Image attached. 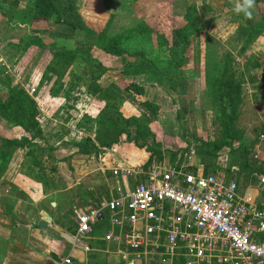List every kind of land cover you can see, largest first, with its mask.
Masks as SVG:
<instances>
[{
  "label": "crops",
  "instance_id": "crops-1",
  "mask_svg": "<svg viewBox=\"0 0 264 264\" xmlns=\"http://www.w3.org/2000/svg\"><path fill=\"white\" fill-rule=\"evenodd\" d=\"M26 6L27 4H20V9ZM3 17L6 18L1 16L0 29L5 24L4 29L7 35L3 32L4 30L0 31V59L5 60V65H9L15 59L20 61L18 58L22 52L13 48L11 43L14 40L13 37L18 38L19 41L24 34L34 32L48 42L45 37H48L50 32L48 25L33 27L20 21L16 24H8L7 18L5 23ZM67 27L59 25L53 31L57 43L69 48L68 44L72 42V38H77V34L74 29ZM63 31L66 32L63 33ZM34 47L37 46H32L23 53L32 51ZM80 60H83L81 53L73 64L77 65ZM73 64L70 69H73ZM104 66L108 68L106 64ZM122 67L108 68L109 73H112L107 75L103 73L98 79L101 86L109 88L110 83L118 80L113 73L118 72L121 75L119 76L123 77ZM37 70L34 68L31 72ZM86 71L87 80L83 82ZM74 72L81 73L78 76L82 78V82L71 86L66 92L51 95L49 87L52 82L48 87V93L43 92L39 95L37 102L42 121L38 120L41 122L46 120L44 125H40L41 136L35 138L32 144L7 147L8 164L6 170L0 175V264H187L190 258L183 248H180L175 255L168 257L167 262L163 261L164 246L167 243L165 233L149 236L147 244L139 251L130 249L124 242L107 240L106 234L109 231L119 232V229L111 223L110 213L105 219L94 223L93 231L84 239L81 241L75 239L78 228L77 212L94 208L101 201L116 197L119 187L133 188L136 185L138 175L124 178L114 174L116 168L143 167L148 170L155 166L170 164L175 169H183L185 172L195 174L216 173L225 181L235 180L238 183L239 194L251 196L252 203L264 209V189L257 175L255 180L252 176L247 177L245 173L248 172L239 171V164L232 165L230 175L225 172L224 163L225 158L228 162V147L222 149L223 153L225 150L228 151L227 155L218 157L216 163H204L197 154L195 141L184 150L180 146L181 140H176L173 135L167 138L160 137L159 131L152 127V123L160 117V112L153 114L143 107L136 97L125 91L121 93L125 98L123 106L125 115L137 117L136 115L144 114L149 118L148 125L154 134L147 135V139L145 138L142 143L139 142L142 147L140 145L136 147V142L143 138L136 140L134 136L137 127L129 125L127 128L131 132V143L125 141L126 136L123 140L121 135L108 142L95 140L99 147L97 151L80 152L78 146L71 144L72 142H79L86 136L95 139L92 136L94 128L92 123L95 122L92 121L93 119L89 120L88 115L94 117L91 111L95 108V102L103 98L98 97L99 93L92 98L88 90L102 71L89 66L84 61L81 70ZM182 75L179 74V77ZM68 83L69 81H65L61 88L67 87ZM36 84L38 86L39 82ZM86 86H89L87 91ZM145 98L159 104L149 98L147 92ZM81 101L84 105H81ZM52 103H56L57 106H51ZM177 109L179 111L182 109L179 103H170V111L177 112ZM111 133L115 134V132ZM0 135L8 139H20L24 134L0 117ZM165 143L166 145L170 143V154ZM191 145H195L196 155L192 161H189L187 154ZM179 146L180 149L177 150ZM153 147L162 149V153H153ZM1 150L3 149L0 148ZM43 220H46V226L40 224ZM87 245H90L91 249H86ZM66 257H70L72 262L65 263ZM194 264L219 263L212 259L197 261Z\"/></svg>",
  "mask_w": 264,
  "mask_h": 264
},
{
  "label": "rangeland",
  "instance_id": "rangeland-1",
  "mask_svg": "<svg viewBox=\"0 0 264 264\" xmlns=\"http://www.w3.org/2000/svg\"><path fill=\"white\" fill-rule=\"evenodd\" d=\"M2 1L0 0V2ZM5 1L8 4L18 2V5L33 6L30 4V0ZM234 2L235 0H112L109 3L112 5L106 8L104 0H75L77 13L84 22L95 29H104L108 35L126 32L140 24L153 28V32L137 36L128 41L126 45L131 51L143 49L146 59L164 76L169 77V81L163 83L156 81L157 75L149 68L150 63H147V67H141L139 64L134 66L140 67L141 70L134 80L144 85L147 96L160 104L161 115L158 120L152 123L153 129L159 131L160 137L167 138V136L173 135L176 140H181L180 146L184 150L194 141L220 138L221 136L222 127L218 118L219 103L216 78L219 76L221 66L229 58V73L234 74L242 82L243 88V100L239 107L237 126L245 143L249 144L250 152H254L257 143L264 144V139H261L264 134V123L262 122L264 116V0H255L250 19L242 13L235 12ZM126 3L128 4L127 8L124 5ZM1 16L3 14L0 13V18ZM4 19L6 23V18ZM4 28L5 24L0 31L4 30L3 32L7 35ZM178 28L186 30L190 43L187 52L189 62L184 73L174 66L175 53L179 49L180 40ZM65 32L63 31V33ZM82 35L81 32L76 35L77 38H72V42L68 44L69 48L76 47L80 51L89 50L87 45L81 43ZM45 37L49 42V38ZM13 39L15 40L13 42L20 45L18 38L13 37ZM1 47L3 50V44ZM34 48L32 51L22 53L18 58L20 61L15 59L6 67V72L26 90L28 81L33 79L34 83L41 82L47 65L53 62V52L43 51L39 47ZM94 53L95 56H100L98 50H95ZM103 57V64H106L108 68L124 66L125 57ZM4 62V59H0V68L1 66L5 67ZM79 63L73 64V69H68L65 81H69V83L66 84L67 87L64 86L59 90L60 93L66 92L75 83L82 82L81 77L77 78L81 73L74 72L75 70L80 71L83 67L84 61L80 60ZM34 68L38 70L31 72ZM113 74L118 77L117 79L121 76L118 72ZM179 74L183 75L179 77ZM129 78L131 77L129 76ZM86 80L87 71L83 82ZM52 82L53 80L50 81V83ZM113 83L114 81L109 86L112 96L96 100L95 108L91 111L94 115L92 121L95 122L90 121L94 126L92 136L99 142L102 140L108 142L116 135L119 136L117 126L128 130L125 119L128 117L123 110L125 98L121 95L122 91L114 88ZM48 87V85L44 86L42 90L48 93ZM88 87L86 86V91ZM78 90L80 91V89ZM37 91L40 90L37 89ZM36 92L30 95L37 101L39 96L36 95ZM89 93L92 98L97 96V93L92 90ZM108 100L111 102L110 106L105 104V101ZM170 103H179L183 110L177 109L178 113L174 110L170 111ZM81 105H84L83 101H81ZM51 106H57V104L52 103ZM37 107L39 108L38 119L42 121L38 102ZM73 115L77 114L73 113ZM136 116L142 118L140 115ZM41 121L40 125L46 123V120ZM111 132H115V134L112 135ZM130 134L122 133L121 138L126 136L127 139L123 140L131 143ZM26 136H29V133ZM143 141L144 138L136 142V147L139 145L142 147ZM180 146L176 149H180ZM165 147L169 148L170 154V143L168 145L165 143ZM171 147L173 148V145ZM160 150L162 151V149ZM227 152V150L225 153L221 151L218 157L226 156ZM238 155V153H229L228 162L225 158L224 165L230 166L231 162L239 164L241 157ZM200 158L208 164H214L218 160V158L205 156H200ZM244 170L250 171L247 168ZM245 174L247 177H251L250 174ZM255 179L253 178V180ZM239 181L243 185L241 180Z\"/></svg>",
  "mask_w": 264,
  "mask_h": 264
},
{
  "label": "trees",
  "instance_id": "trees-1",
  "mask_svg": "<svg viewBox=\"0 0 264 264\" xmlns=\"http://www.w3.org/2000/svg\"><path fill=\"white\" fill-rule=\"evenodd\" d=\"M111 1L112 0H104L106 8L112 5L109 4ZM30 4L33 6L29 5L20 9L18 2L8 4L3 0L0 2V13L7 18L8 24H16L20 21L30 26L32 25L33 27L44 24L50 27V32L48 34L49 42H45L39 34L34 32L24 34L18 41L20 45L11 41L13 48L18 52L23 53L32 46L42 48L43 51L53 52V62L48 64L44 71L41 82H39L37 86V89L40 91L36 89L37 96L44 92L42 87L49 86L52 80L53 83L49 87L50 94L56 95L59 92L65 82L68 69L76 61L79 53H81V57L89 66L102 71V74L90 86L88 91L92 90L94 93H99L98 97L100 98L112 96L109 88H103L98 82V79L102 77L103 73H106L105 75L109 73L108 68L103 64V56H110L111 58L125 57V63L122 67L124 76L114 81V88L118 91H125L136 97V100L153 114L159 113L160 105L146 99L145 86L134 80L141 71L140 67L136 68L134 66L139 64L141 67H147V63H150L151 66L149 68L157 75L156 81H159V83L169 81V77L164 76L146 59L143 49L131 51L126 45L128 41L137 36L153 32L152 27L140 24V26L130 28L126 32L108 35L104 29L97 30L84 22L77 13L75 0H30ZM124 5L126 8L128 7L127 3ZM59 25H65L68 26L67 28L74 29L76 34L82 32L81 43L87 45L89 50L80 51L76 47L68 48L65 45L57 43L53 29ZM177 32L180 36V40L179 49L176 50L175 53L174 66L182 72H185V67L189 62L187 52L190 43L188 42V37L184 28H178ZM95 50L99 51L100 56H95ZM229 64L230 61L228 58L221 66L218 74L219 76L216 78L217 100L219 103L218 118L222 127L221 136L220 138L198 140V142H196L197 154L208 158H218L222 149L228 147L230 154L238 153V156L241 157L239 171L241 172L247 168L250 171L246 172L253 178H256V173L264 172V155L257 160L254 159V152H250V146L245 143L241 131L237 126L239 107L243 100V88L242 82L238 80L234 74L229 73ZM4 66L5 67L1 66L0 68V117L12 124L17 131L24 135H22L20 139H8L0 135V148L3 149L0 151V175L6 170L8 164L7 147H12V145L23 146L25 144H32L35 138L41 136L42 132L38 120L39 108L37 107L36 99L6 72L7 65ZM129 76L131 78H129ZM78 77L79 76H77V78ZM78 79H80V77ZM76 85L77 83L73 86ZM105 104L106 106H110L111 102L108 100L105 101ZM141 116L142 118L135 116L125 118L128 124L127 126L135 125L137 127V132L134 136L136 140L140 138L147 139V135L154 134L151 132L148 125L150 121L149 118L144 114ZM88 117L89 120H94V117L89 115ZM116 129L119 136L125 132H127L128 135L131 133L127 129L119 126H117ZM28 133L29 136H26ZM119 136L116 135L113 138L117 139ZM95 140L96 139H93L91 136H86L82 138L81 141L72 142L71 144L78 146L79 151L82 153H92L99 149ZM101 142H103V140ZM156 148L157 147H153V153L161 154L162 151ZM232 165L233 162H231L230 166H226L225 168V172L229 175L231 174L230 171H232ZM207 168L208 166L206 164V169Z\"/></svg>",
  "mask_w": 264,
  "mask_h": 264
},
{
  "label": "built area",
  "instance_id": "built-area-1",
  "mask_svg": "<svg viewBox=\"0 0 264 264\" xmlns=\"http://www.w3.org/2000/svg\"><path fill=\"white\" fill-rule=\"evenodd\" d=\"M36 89L37 84L28 81V92ZM195 155L196 147L191 145L188 160ZM262 155L264 144L257 143L254 159ZM114 174L124 178L136 174L138 181L133 188L119 187L116 197L77 212V241L110 213L119 232L109 231L106 239L124 242L132 250L139 251L149 236L165 233L164 262L183 248L190 258L187 264L212 259L219 264H264V209L255 206L251 196H241L235 180L225 181L215 173L185 172L170 164L148 170L116 168ZM256 175L264 189V172ZM64 262L72 259L66 257Z\"/></svg>",
  "mask_w": 264,
  "mask_h": 264
},
{
  "label": "clouds",
  "instance_id": "clouds-1",
  "mask_svg": "<svg viewBox=\"0 0 264 264\" xmlns=\"http://www.w3.org/2000/svg\"><path fill=\"white\" fill-rule=\"evenodd\" d=\"M255 5V0H235L234 10L235 12L242 13L246 18H252V10Z\"/></svg>",
  "mask_w": 264,
  "mask_h": 264
},
{
  "label": "water",
  "instance_id": "water-1",
  "mask_svg": "<svg viewBox=\"0 0 264 264\" xmlns=\"http://www.w3.org/2000/svg\"><path fill=\"white\" fill-rule=\"evenodd\" d=\"M46 223H47L46 220H43V221L40 222V224H41L42 226H46Z\"/></svg>",
  "mask_w": 264,
  "mask_h": 264
}]
</instances>
